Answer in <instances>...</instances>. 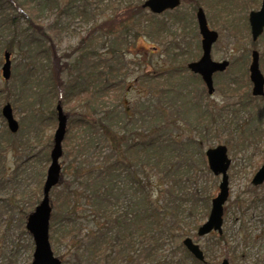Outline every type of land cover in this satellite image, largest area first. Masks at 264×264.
Masks as SVG:
<instances>
[{"label":"rangeland","instance_id":"1","mask_svg":"<svg viewBox=\"0 0 264 264\" xmlns=\"http://www.w3.org/2000/svg\"><path fill=\"white\" fill-rule=\"evenodd\" d=\"M99 1H91L87 6L80 2L71 5L70 8H68L69 0H34L32 3L37 13L35 19L52 36L59 59V70H62L61 76L69 84L75 80L76 73L74 70L71 73L67 72L65 65L68 64V58L65 56L70 55L73 48L79 44L80 37L90 31L92 23L98 21L101 23L110 12L109 8L99 6ZM193 2L195 0H182V5L175 11L156 15L155 20L163 30L155 35L157 37L155 40L152 35H145L137 42L133 41L129 46L130 50L126 59L132 63L128 69L130 71L126 78L125 89L129 105L134 107L136 103L144 102L146 107L149 105L171 107L168 110V118L176 122V128L173 129L174 138L182 139L181 141L186 144L191 138L195 142V145L191 146V158H194L191 162L192 166L183 169L180 177L173 179L177 180L178 185L182 186L181 190L183 189L190 196L192 203H186L185 208L192 207L195 202V214L190 216L187 211L184 212L181 216L182 229L171 235V238L166 237L163 249H169L173 253L174 250H178V245H183L186 237H189L200 245L212 264H220L225 259H229L231 264H233L232 260L235 264H264V184L255 187L252 182L258 170L264 165V104L261 99H258L253 100L250 106H245L243 99L245 95L241 97L229 90L234 77L232 75L236 72L235 74L241 77L244 72L243 66L247 65L250 81L249 64L253 50L258 51L261 60L262 58L264 60V35L252 44L250 23H248L250 11L259 10L262 1L210 0L206 2L207 8H204V11L208 16V24L211 29L220 34L212 50L213 60L216 62L226 60L230 66L225 72L214 76L216 90L212 95H209L201 78L188 68V64L198 61L202 55V37L197 25V8L195 9ZM40 8L45 10L40 11ZM145 13L153 15L147 8ZM8 14L0 13V47L3 48L6 43L15 39L17 34L14 32L15 26L5 20ZM155 30L158 31L156 28ZM105 43L109 46L111 42L108 40L100 42L101 56L104 54ZM11 54L13 66L10 79L5 80L1 74L4 59L0 64V108L5 106V98L10 90V99L17 101L14 102L15 106L13 102L11 105L14 109V117L20 125V121L23 124L25 114L32 108L31 104L27 106L25 98L19 97L22 94L20 89L26 85L28 91L24 94L36 97L45 85L38 73L41 69L38 61L39 53L29 40L16 41L15 51ZM180 68H185L188 73H179ZM261 70L264 74L262 66ZM146 75L148 78H160V85L166 86L165 90H169L168 98L154 100L151 96H142L143 88L140 86L139 79ZM84 85L85 83L81 82L80 86ZM174 92L177 94L176 99L186 100L189 106H183L182 102L178 104L173 100ZM248 93L253 97L252 87ZM43 95L44 98L40 102V96L32 102L33 106H38L36 110L42 114H44L43 110L55 101V98L47 91ZM83 103L77 102L75 98L64 106V113L69 116V120L83 117L85 112ZM141 112L147 113L144 108ZM211 115L213 121L208 119ZM33 121L34 119L28 121L24 119L22 129L15 134V146L8 153L7 167L10 172L4 180L9 184L0 189V264H32L34 260L36 245L32 234L27 231L26 222L41 203L43 193L38 201H33L27 194L31 189H35L40 181H43V191L51 164L53 137L58 128V121L52 131H47L53 138L50 148L45 139L40 138L37 133L32 134L30 138L26 137L30 133L28 126ZM33 126L36 127L37 123ZM33 131L36 132L35 129ZM140 131H143V128ZM170 144L168 143L167 150L162 152V164L170 163L168 158L170 159L171 156L176 159L183 157L178 151L172 155L175 149ZM223 145L228 148L232 164L228 170L230 197L225 204L224 233L221 236L226 237L227 240L221 246L217 243V239L220 238L217 232L206 237H199L198 230L199 226L208 220L212 200L218 195L221 184V176H216L206 168L209 166L206 151ZM203 152L205 156L202 155ZM70 162L66 156H63L60 161L63 169L61 186L55 187L50 196L53 214H56L55 200L60 193L64 192L63 184L76 182L73 173L65 174V168ZM158 177H154L150 186L153 192H157L159 187L160 177ZM208 196H212L211 200L207 198ZM90 210L92 209L88 203L80 208L79 218L83 229L84 225L90 224L92 220L93 210L92 212ZM25 213L28 214L25 215ZM78 227L80 228L79 225ZM186 229L189 230L187 235H181V231ZM52 249L54 255L62 259L63 263L70 259L64 247L57 248L52 245Z\"/></svg>","mask_w":264,"mask_h":264},{"label":"trees","instance_id":"2","mask_svg":"<svg viewBox=\"0 0 264 264\" xmlns=\"http://www.w3.org/2000/svg\"><path fill=\"white\" fill-rule=\"evenodd\" d=\"M91 1L95 0H69L68 8L80 2L87 6ZM208 1L195 0L193 4L195 8H207ZM144 2L99 1V6L109 8L110 12L103 22L92 23L90 31L80 37L72 53L65 56L68 58V64L65 65L67 72L74 70L76 73L75 80L69 84L61 76L62 70H59V59L50 32L35 19L34 0H0V13H9L5 20L15 26L14 32L17 33L15 39L6 43L4 48L0 47V64L3 59L5 62L7 52L11 54L15 51L16 41L29 40L39 53L41 69L38 73L45 88L37 93L39 98L24 94L28 91V86L24 85L19 95L26 99L27 106L31 104L32 107L24 116L27 121L34 119L28 126L30 133L26 137L37 133L50 148L53 138L47 131H52L57 125V104L61 103L64 107L75 98L77 102H84L83 117L69 120L68 116V131L63 144V156L71 161L65 168V174L73 173L76 182L63 184L64 192L55 200L56 214L52 215L50 222L51 244L57 248L64 247L70 255V259L63 264H203L194 259L181 244L173 253L163 249L166 237L171 238V235L182 229L181 216L184 212L187 211L190 216L195 214V202L186 209L184 205L192 203L190 196L181 190L182 186L178 185L177 180H173L180 177L183 169L192 166L194 158H191V146L195 142L191 138L186 144L182 139L174 138L176 122L168 118L171 107H146L144 102L131 107L127 102L126 78L132 65L126 60L129 46L145 35H152L155 40V35L163 30L155 20L156 15L145 13ZM39 10L42 11L41 8ZM102 40L111 43L109 46L105 43L101 56L99 46ZM263 61L262 58L260 65L264 68ZM243 68L241 77L236 72L232 75L235 78L229 90L241 97L245 95V106H250L253 100L258 99L264 104L263 98L249 95L251 84L247 65ZM184 69L180 68L179 73L187 72L186 69L183 72ZM139 81L143 88L142 96L148 95L154 100L168 98L169 90L160 85L159 77L148 78L146 75ZM81 82L85 83L83 87L80 86ZM46 91L55 101L42 114L32 102L37 98L40 102ZM10 93L8 90L6 104L13 102L15 106L14 102L17 101L10 99ZM174 93L173 100L189 106L186 100L176 99L177 94ZM142 108L147 113H142ZM2 112L3 107L0 108V189L9 184L4 180L10 172L7 167L8 153L15 146V134L20 132L14 134L8 129ZM24 119L23 124L20 121V129ZM208 119L213 121L212 115ZM35 123L36 127L33 126ZM168 143L175 149L172 155L178 151L183 157L176 159L171 156L168 158L170 163L162 164V152L167 150ZM202 155L205 156L204 152ZM206 168L209 171L208 166ZM154 177L159 178L157 192H153L150 187ZM42 184L43 181H40L27 194L33 201H38L43 193ZM211 197L207 198L211 200ZM87 203L93 215L90 224L84 225L83 229L79 214L81 206ZM78 225L80 228H77ZM188 231L182 230L181 235ZM226 240V237H220L217 243L222 246ZM210 261L208 259L207 264H212Z\"/></svg>","mask_w":264,"mask_h":264},{"label":"water","instance_id":"3","mask_svg":"<svg viewBox=\"0 0 264 264\" xmlns=\"http://www.w3.org/2000/svg\"><path fill=\"white\" fill-rule=\"evenodd\" d=\"M181 0H146L143 6L154 15H162L167 10H175L181 4ZM198 23L200 25V34L203 36L202 40V58L198 62H192L188 64V68L195 75L200 76L208 89L209 95L214 94L215 77L214 75L220 72H225L229 68V62L220 61L216 62L211 56L214 44L219 40V34L209 28L207 24L206 15L203 10L198 11ZM249 22L251 23V33L253 40L257 41L264 32V0L262 7L259 11H252L250 13ZM252 63L250 67V78L253 86L252 96L264 97V74L261 71V65L259 64L260 54L254 51ZM5 62L2 67V76L5 80L10 79L12 76V59L11 54L8 52L5 54ZM57 130L54 134L53 149L51 151V164L48 168L46 176V182L43 188V199L39 206L36 207L34 212L27 219V231L32 234L34 238V244L36 245L35 252L33 254L34 260L32 264H62L63 260L57 258L52 249L51 244V219L53 215V203L50 200L52 190L59 186L62 182V165L60 161L63 159L64 148L63 143L66 139L68 131V116L64 113V107L61 103L57 104ZM3 118L7 122L8 129L12 133H18L19 122L14 117V109L10 103L3 106L2 112ZM207 162L209 163V169L211 173L216 176H221V184L219 186L218 195L212 201V209L209 219L198 230V235L204 237L207 234L217 231L219 234H223L224 223V210L225 204L230 197L229 194V168L232 164L229 157V151L225 145L218 146L206 151ZM254 186L264 184V165L258 170L254 179ZM184 248H186L194 259L200 262H205L204 252L200 248L199 244L194 242L192 238L186 237L183 242ZM222 264H230L229 260H225Z\"/></svg>","mask_w":264,"mask_h":264},{"label":"flooded vegetation","instance_id":"4","mask_svg":"<svg viewBox=\"0 0 264 264\" xmlns=\"http://www.w3.org/2000/svg\"><path fill=\"white\" fill-rule=\"evenodd\" d=\"M262 1V3L260 4L261 6H260V8L262 7V4H263V0H261ZM181 3H182V0H181ZM180 3V4H181ZM258 4H259V1H258ZM182 5V4H181ZM180 5V6H181ZM179 6V7H180ZM178 7V8H179ZM197 8V10H196V14L198 13V11L200 10V9H202L203 10V12H204V14L206 15V19H207V24H208V16H207V14L205 13V11H204V7H202V6H198V7H196ZM195 8V9H196ZM177 9V8H176ZM260 10V9H259ZM259 10H257V11H259ZM167 11H175V10H167ZM167 11H165V12H167ZM164 12V13H165ZM252 11H250V13H251ZM160 16V15H159ZM249 17H250V14H249ZM196 19H197V25H198V27H199V33H200V25H199V23H198V14L196 15ZM248 23H250L249 22V20H248ZM209 25V28L211 29V27H210V24H208ZM250 33H251V23H250ZM211 30H213V29H211ZM213 31H215V30H213ZM216 32V31H215ZM201 35V34H200ZM251 35H252V33H251ZM264 35V32H263V34L261 35V36H263ZM201 37H202V40H203V36L201 35ZM219 37H220V34H219ZM261 38V37H260ZM259 38V39H260ZM258 39V40H259ZM202 40H201V45H202ZM257 40V41H258ZM257 41H254L253 40V36H252V44L254 43V42H257ZM214 46H215V44H214ZM213 46V47H214ZM213 50V49H212ZM254 51H256V50H253L252 51V53L254 52ZM258 52V51H257ZM251 53V54H252ZM202 54H203V52H202ZM258 54H259V52H258ZM202 56V55H201ZM211 56H212V53H211ZM202 58V57H201ZM200 58V59H201ZM252 58H253V54L251 55V62H250V66H249V75H250V67H251V63H252ZM200 59H198V60H200ZM226 61V60H225ZM196 62H198V61H196ZM228 62V61H227ZM259 64H261V55H260V60H259ZM230 67V66H229ZM262 71V70H261ZM215 75H217V74H215ZM214 75V76H215ZM200 77V76H199ZM201 78V77H200ZM202 79V78H201ZM202 81H203V79H202ZM204 83V82H203ZM250 84H251V87H252V91H253V86H252V82H251V78H250ZM205 85V84H204ZM253 97H255V96H253ZM263 99H264V97H263ZM228 149V148H227ZM209 150V149H208ZM207 153V152H206ZM206 157H207V155H206ZM208 163V162H207ZM208 165H209V163H208ZM263 166V165H262ZM261 166V167H262ZM209 167V166H208ZM210 170V169H209ZM211 172V171H210ZM221 180H222V177H221ZM258 186H260V185H258ZM255 187H257V186H255ZM229 190H230V187H229ZM213 201V200H212ZM211 212V211H210ZM210 215V214H209ZM210 217V216H209ZM209 219V218H208ZM204 225V224H203ZM202 226V225H201ZM201 226H199V228L201 227ZM224 228V227H223ZM217 232V231H216ZM215 231H213V232H211V233H209V234H212V233H216ZM218 233V232H217ZM223 233H224V231H223ZM209 234H207V235H209ZM219 234V233H218ZM199 236V235H198ZM219 236L221 237V236H223V234L221 235V234H219ZM200 237V236H199ZM204 237H206V236H204ZM200 246V245H199ZM184 247V246H183ZM201 248V247H200ZM202 249V248H201ZM202 251L204 252V250L202 249ZM204 256H205V259H206V261L203 263V262H201V263H203V264H207V262H208V259H207V255L205 254V252H204ZM193 257V256H192ZM225 260H227V259H225ZM225 260H223L220 264H222ZM229 260V259H228ZM199 261V260H198ZM200 262V261H199ZM229 262H230V260H229ZM232 263H233V261H232ZM63 264V263H62ZM230 264H231V262H230Z\"/></svg>","mask_w":264,"mask_h":264}]
</instances>
